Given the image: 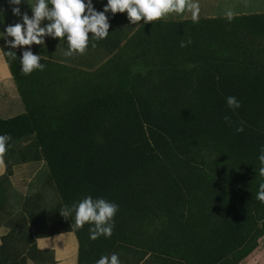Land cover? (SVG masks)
Masks as SVG:
<instances>
[{
  "label": "trees",
  "instance_id": "trees-1",
  "mask_svg": "<svg viewBox=\"0 0 264 264\" xmlns=\"http://www.w3.org/2000/svg\"><path fill=\"white\" fill-rule=\"evenodd\" d=\"M93 2L102 10L107 0ZM107 15L109 35L93 38L88 47L104 46L111 55L92 70L43 58L41 75L40 70L25 75L21 51L2 48L25 111L0 118V134L12 137L3 155L0 208L16 163L15 145L33 135L35 157L45 161L63 209L50 219L37 217L32 211L37 196L16 194L29 215L23 208L6 213L10 227L1 236L0 264H52V251L37 248L35 240L64 231L77 239V264H95L102 255L139 244L146 252H133L142 258L149 251L153 264H238L257 246L264 224V203L256 198L264 183L258 160L264 146V46L258 45L264 42V13L198 22L159 19L142 23L131 35L121 30L130 23L126 12ZM64 70L76 76L65 82ZM40 77L48 87L44 98L37 90ZM55 85L66 89L55 93ZM230 95L240 108L227 107ZM241 122L244 131L237 132ZM201 143L224 159L222 169L207 178L195 171L192 187L188 172L164 177L169 180L162 221L146 239L149 230L141 232L136 219L146 207L153 174ZM87 195L119 205L111 237L90 239L89 224L78 229L74 212L63 215ZM192 205L197 209L191 217Z\"/></svg>",
  "mask_w": 264,
  "mask_h": 264
},
{
  "label": "clouds",
  "instance_id": "clouds-1",
  "mask_svg": "<svg viewBox=\"0 0 264 264\" xmlns=\"http://www.w3.org/2000/svg\"><path fill=\"white\" fill-rule=\"evenodd\" d=\"M12 7L14 16L19 17L15 23L8 24L0 31V39L4 45L11 49L20 48L21 71L25 75L31 74L34 70H44L45 64L41 63L43 57L34 53L33 44L43 45L46 36L53 39L64 38L68 47L63 52L65 57H71L74 53L83 54L89 46V37L96 41L103 40L109 35V16L117 12H126L130 23H137L143 20L144 24L159 20L170 13L182 14L186 10L191 12L193 22H198L200 7L197 0H107L102 10H97L93 0H8ZM28 3L31 15L22 12L20 5ZM227 18L231 20L233 14L229 11ZM0 23H3L2 9H0ZM11 37V39H9ZM190 43V41H189ZM27 46V47H24ZM95 46V45H93ZM184 47L185 43L181 42ZM10 57L15 60L16 52H9ZM226 105L229 109L240 108L241 103L235 96L226 97ZM226 122H231L229 116L224 117ZM237 132L244 131V122L236 127ZM12 137L7 134H0V163L3 162V155L10 147ZM261 168L260 174L264 176V146L258 154ZM256 198L264 203V183H260ZM119 205L104 197L94 198L87 195L74 202L71 207L63 211V215L69 216L75 213V226L82 228L86 223L90 225V239H97L101 235L111 237L115 227L114 217L118 212ZM95 264H121L119 255L112 253L102 255Z\"/></svg>",
  "mask_w": 264,
  "mask_h": 264
},
{
  "label": "rangeland",
  "instance_id": "rangeland-1",
  "mask_svg": "<svg viewBox=\"0 0 264 264\" xmlns=\"http://www.w3.org/2000/svg\"><path fill=\"white\" fill-rule=\"evenodd\" d=\"M197 2L199 3L198 0ZM6 8L9 9V7H6ZM0 9H2V15H3V23H0V31H2L6 25L15 23L17 20L20 19L19 17L14 16L11 10L5 12L7 14L3 13L4 12L3 10H7V9H5V7L1 5H0ZM226 14L227 13L208 14L207 12H202V13L200 12L199 19L200 18L224 17V16H227ZM232 14L237 15L241 13H232ZM207 15H217V16L206 17ZM189 17H191V12H186L183 14L175 15L173 19H168V20H182L186 18L188 19ZM142 23H143V20L135 24L128 23L126 25L121 26L122 34L131 35L134 31H136L140 27ZM9 39H11V37H9ZM0 40H3V39H0ZM89 40H91L90 42H92L93 37L89 38ZM56 42L53 44L51 48V51L52 52L54 51L53 54H55V56L59 58L63 56L64 58L63 61L67 63L66 65L74 67V68H81V69L87 70L88 68L86 67H89V66L91 67V65H93L92 67L96 68L100 64L103 63L105 58L109 56V54H107L106 49H105L106 51H98L99 49L96 48L95 54L94 52L90 54L88 49H86V51L83 54L75 53L71 57H65L63 55V52L65 51L66 48L60 47L59 44L58 45L56 44ZM258 45L264 46V42L259 41ZM92 47H96V46H92ZM93 55L95 56V59H96V61L94 62L90 60L91 58H94ZM65 71L66 70H64V77H62V79L65 82H67L68 80L76 76V73L74 72L69 71L68 73H66ZM42 72L43 70L42 71L40 70L39 75H41ZM40 79L41 80L37 87V90L39 92L38 95L44 98V93L48 91V87L45 81L41 77ZM30 83H31V79L28 76L24 80V82H22L21 84L24 91L29 89ZM52 89L55 91V93H58L59 90H64L66 88L62 89L60 88V85H55V86H52ZM60 94L57 96L55 100V104L58 103ZM38 102L40 104H43L44 100H38ZM46 102L47 103H44L43 106L50 107L51 104L49 103V101H46ZM38 155H39L38 147L36 146V143L33 139V135H31L28 137H24L20 141H18V143L15 145V151H14V154L12 155V160L18 162L23 159H29V158H32ZM224 162H225L224 159H222V157L218 153H216L212 148H210L205 143H201L197 145L196 147L192 148L191 151L187 154V156L184 157L183 159L181 160L170 159L166 161L164 165H161L158 168L157 173L153 174L151 185L148 187L149 191L147 193L148 198L146 202V207L143 213L140 214V217L136 219L137 224L140 226L139 228H141L140 229L141 232H142V229L149 230V232H145L146 239H147V236H152L153 238L154 232L152 231L154 230L156 231L157 226H159V224L162 221V214H163L162 206H163V202L166 201L164 192L166 190V186L169 180V179L165 180L164 177L172 176L176 178L179 176L180 178L185 174V172H188V177L191 180L190 187H192L193 182L195 180V176H194L195 171L202 170L205 177L207 178L215 174L218 170L222 169ZM40 171H41L40 173H43V175H41L39 178L34 177V179H32V181L30 182L31 185L29 188V193H33V195L37 196L34 201L35 208H32V211H33V214L37 217L45 216L46 219H50L58 215L57 210H60L59 207H61V209L63 208L61 205L60 197L54 187V184L53 182H51L49 178V173H45V169H42ZM8 184L9 183L4 184L5 189H6V192L4 193L5 199L2 202V205H3L2 208H0L1 210L0 216L1 218H3V220L0 221V232L4 231V233L8 231V226H9L8 224H6V213L10 212L11 209H14L15 211L16 209L23 208L22 202H20L16 197V194L19 195V193L15 191L14 189H12L10 185ZM196 209H197V206L194 207L193 205L192 207L189 208L188 213L191 217L193 214H195ZM23 211L25 214L24 216L29 215L27 211H25L24 208H23ZM59 212L62 213V211H59ZM200 212L203 214V210H201ZM76 245L77 243L73 245V248ZM135 248H138L140 253L143 251L146 252V246L143 244H139L138 246L130 247V250L128 249L125 251L117 250L116 252H113V253H117L119 255L121 264H153L151 262L152 255L149 251L145 253L146 255H144L142 258H138L140 253L139 254L134 253L132 250ZM111 254L112 253H110L109 256Z\"/></svg>",
  "mask_w": 264,
  "mask_h": 264
},
{
  "label": "crops",
  "instance_id": "crops-1",
  "mask_svg": "<svg viewBox=\"0 0 264 264\" xmlns=\"http://www.w3.org/2000/svg\"><path fill=\"white\" fill-rule=\"evenodd\" d=\"M200 5V12L211 13H241V14H250V13H264V0H198ZM30 3H34L35 0H29ZM0 5L9 7L5 12L11 10L14 5H10L8 0H0ZM22 12H28L31 15V10L28 3H22L20 5ZM262 7V8H261ZM189 12L185 11L184 13ZM7 14V13H5ZM183 14V13H182ZM177 13H170L165 17L161 18L162 20L173 19ZM217 15H207L206 17H215ZM191 18V17H189ZM160 19V20H161ZM187 19V18H186ZM57 41V42H56ZM56 44L60 47H65L67 49L68 44L65 43L64 38L53 39L50 36L45 37L43 45L33 44L31 46L34 53L40 54L43 58L55 60L64 64V58L56 57L55 54L51 51L53 44ZM8 47L4 45V41L0 40V118H9L18 114H21L25 111L24 103L19 95L15 81L11 75L9 67L6 63L5 57L3 55L2 48ZM27 47V46H24ZM10 48V47H9ZM64 48V49H65ZM94 48V49H93ZM98 48V51H106L109 54V50L103 46L99 47H87L90 54ZM65 49V50H66ZM106 49V50H105ZM15 50H20L16 48ZM75 54V53H74ZM94 56V55H93ZM109 56L106 59L109 58ZM93 62L96 61L95 56L91 58ZM104 60V61H105ZM63 61V62H62ZM103 61V62H104ZM86 67L87 70H92L94 67ZM6 163L3 159V162L0 163V176L5 172ZM42 169H45V173H48V168L45 164V161L41 157L23 159L14 163L11 166V175L9 176V182L15 191L22 195H30L29 188L31 185L32 179L34 177L39 178L43 173H40ZM44 173V174H45ZM4 231L0 232V237L3 235ZM1 242V239H0ZM37 248L41 250H51L53 253V263L52 264H77V239L73 231H64L53 234L51 236L40 237L35 240ZM28 264H35L32 261H28ZM50 264V263H46ZM238 264H264V225L261 229V236L258 238L257 246Z\"/></svg>",
  "mask_w": 264,
  "mask_h": 264
}]
</instances>
